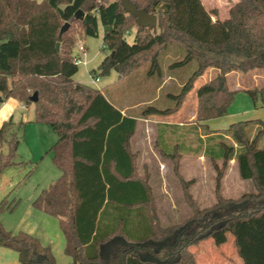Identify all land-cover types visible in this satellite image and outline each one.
I'll return each mask as SVG.
<instances>
[{
    "label": "trees",
    "instance_id": "obj_1",
    "mask_svg": "<svg viewBox=\"0 0 264 264\" xmlns=\"http://www.w3.org/2000/svg\"><path fill=\"white\" fill-rule=\"evenodd\" d=\"M129 1L155 15L157 26L138 27L120 0H0V102L12 98L32 106L33 122L58 136L52 151L61 175L33 207L59 221L71 264H197L193 247L226 231L234 237L242 264H264V147H259L264 130L253 138L246 122L233 124L223 136L210 135L220 137L218 154L197 153L209 157L217 173V204L207 209H200L189 191L194 181L179 173V150H160L173 162L193 211L190 220L162 227L150 176L139 173V155L131 150L137 118L123 115L102 91L76 82L79 68L72 58L75 33L82 41L83 36L98 37L100 26L109 54L92 73L101 77L115 71L122 80L148 63L154 74L160 71L161 54L179 45L186 56L176 65L196 61L197 70L173 97L174 108L150 107L141 118L179 110L195 80L211 68L219 73L198 90L196 121L221 118L235 95L225 86L226 75L264 71V0H238L223 21L213 20L216 11H208L203 0ZM79 11L83 16L77 17ZM66 24L70 28L62 32ZM134 29L130 44L126 36ZM247 92L256 97L264 88ZM35 93L38 101L32 103ZM11 131V121L0 128V177L13 166L25 165L16 162L20 142ZM233 160L240 179L252 181L256 193L223 197V176ZM8 199L0 201V215L18 207L19 201ZM0 248L17 253L21 264H58L37 238L13 234L1 222Z\"/></svg>",
    "mask_w": 264,
    "mask_h": 264
},
{
    "label": "rangeland",
    "instance_id": "obj_2",
    "mask_svg": "<svg viewBox=\"0 0 264 264\" xmlns=\"http://www.w3.org/2000/svg\"><path fill=\"white\" fill-rule=\"evenodd\" d=\"M202 2L208 11H216L214 21H223L229 17L232 6L239 1L203 0ZM135 32L136 29L127 34L128 43H133ZM79 38L81 35L75 33L76 42L81 40ZM83 42L88 49L87 63L78 65L79 71L73 79L98 90L106 89L111 100L124 102L129 113L139 117H142V113L150 107L159 110L174 108L176 100L173 97L181 94L182 88L198 68L196 61H191L184 66L176 65L184 60L186 53L181 46L174 44L161 54L159 58L160 71L151 74L152 67L148 63L131 77L122 80L119 79L118 73L115 71L105 77H101L97 73L99 82L94 85L92 71L97 72L101 62L109 54L108 50L103 47V28L100 26L98 37L83 36ZM76 44L72 47V55ZM217 76L218 70L211 68L205 71L201 77L195 80L193 88L185 96L179 110L167 115L168 117L165 115L157 117V120L161 122L167 120L174 123L183 122L181 127L158 126L160 132L164 131V133L161 132L160 141H158L160 150L168 151L171 148L173 150L172 146L178 144L180 152L185 155L189 153L194 156H197V153L200 155L205 153L206 155L208 152L214 155L220 151L218 146L220 137L211 138L210 135L220 134L223 136L231 125L240 122L248 124L247 133L253 138L264 130V93L258 92L254 97L247 92V90L264 88V71L259 68L247 73L236 71L227 74L225 86L230 91L235 92L233 103L228 109L229 112L221 118L202 123L196 121L198 90L206 82L215 79ZM194 112L195 117L192 118ZM24 114L27 119L16 123L11 132L17 135L20 142L16 162H22L25 165L13 166L5 170L0 177V201L6 196H9V201H19L18 207L13 213L5 212L0 215L3 220L6 217L11 218L12 224H7V227L9 232L13 231L12 233H15L14 231L17 229L13 227H18L19 221L26 216V209L30 206L31 201L54 184L60 176V172L53 162L54 153L52 151L58 136L47 125L33 122L35 121L33 108L24 111ZM145 125H140L138 128L139 136L146 130ZM158 128H155L154 139L147 141L148 146L154 148L157 153ZM139 136L135 141L136 147H139ZM170 144L171 148H169ZM259 147H264V137L259 140ZM159 158L162 159L163 157L159 155ZM150 163V167L138 166V169L140 174L147 173L150 176V186L161 226L179 225L190 220L193 217V211L184 199L183 188L178 181L176 172H174L173 162L169 160L164 166L156 165L153 161ZM184 164L183 175L187 178L198 177L200 180L199 187L195 189L196 203L199 208L207 209L217 204L214 189V168L207 163L185 161ZM221 166L222 162L220 161L219 167ZM239 178L237 169L232 168L226 177V187L234 189V192L233 195L229 196L232 198L223 195L224 198L238 199L245 193L242 191H247V185L241 186ZM223 235L226 236L222 238V244L219 245L217 242ZM233 238L226 231L193 247L197 264H242L237 255ZM64 258H66L64 254H59L56 258L57 263L63 262Z\"/></svg>",
    "mask_w": 264,
    "mask_h": 264
},
{
    "label": "crops",
    "instance_id": "obj_3",
    "mask_svg": "<svg viewBox=\"0 0 264 264\" xmlns=\"http://www.w3.org/2000/svg\"><path fill=\"white\" fill-rule=\"evenodd\" d=\"M135 36V34H134ZM219 73V71H218ZM99 82V81H98ZM97 82V83H98ZM96 83V84H97ZM94 84V85H96ZM103 93H105V95L107 96V98L109 99V101L116 106L118 109L121 110L123 115H129L132 116L133 118H137V126H136V131L134 136L131 139V150L133 153L139 155L138 156V166H143V167H150L151 163L150 161H153L154 164L158 165L160 164L161 166L166 165V162L168 163V161L170 159L165 158L162 156L161 151L159 149V137L161 135V132L164 133V131L159 130L158 126L159 125H164L166 127H181L183 125V122H176L174 123L173 121H165V122H161L159 120H157V117L159 115H152L145 118H141L139 116L133 115L129 113V109L128 107L124 104V102H119L117 100L114 99H110L108 96V92L106 89H102L100 90ZM2 95L0 94V99H1ZM29 108H33L32 106H25L23 103L15 100V99H5L3 102H0V128L3 125V123L5 122H9L11 121L12 123V129L14 127V125H16V123H19L20 121H24L27 119V116L24 114V111L28 110ZM34 111V109H33ZM165 117H168L167 115H165ZM195 117V112L192 113V118ZM146 125H145V124ZM140 125H145L146 130L144 132H142L139 136L138 134V128L140 127ZM158 128V137H157V141H156V145L158 147V153L156 152V150L152 147L148 146V139H154L155 137V128ZM137 136H139V147L135 146V141L137 139ZM58 141V140H57ZM172 144V143H171ZM171 144L170 147L171 148ZM169 145V144H168ZM171 149H168V153L174 152L175 150H179L180 152V147L177 144L176 146H172ZM181 153V152H180ZM161 157H163L162 159L159 158V155ZM192 153H189L188 155L186 154H182L181 153V159H180V173L182 175V177L184 178L185 181H194V183L190 186V193L193 196V198L196 200V195H195V189L199 187L200 184V180L198 177H191V178H187V176L183 175V168H184V163L185 161H189L191 163L197 162V163H207L210 164L212 167V162L211 159L209 157H204V156H194V155H190ZM222 162V161H221ZM220 161H217V164L219 165ZM236 168L237 169V174L238 176L239 174V170H238V164L236 160L231 161L228 164V169L227 172L225 173V175L223 176V180H222V195H226L227 198L231 195H233L234 189H228L226 187V177L228 175V173L230 172V170L232 168ZM214 168V167H213ZM215 170V169H214ZM61 175V174H60ZM60 177V176H59ZM58 177V178H59ZM216 179V171H215V177ZM240 179V178H239ZM239 184L241 186L243 185H247L246 190L247 191H242L243 195L248 194V193H252L254 194V192L256 193V189L252 183V181H241ZM215 189V186H214ZM216 190V189H215ZM239 190V188H238ZM198 191V190H197ZM39 196H36L35 200L38 198ZM224 197V196H223ZM232 198V197H229ZM34 199L31 201L30 206H28V208L26 209V216L23 217V219H21L18 223V227H13V228H17L16 231H14L15 233L13 234H18L20 232H25L29 235L34 236L35 238H37L41 245L44 247H49L51 249V252L53 255H55V259L58 257V255L60 254H64V258L63 262H59L60 264H71L73 262L72 258L70 256H67L65 253V248H66V240H65V236L63 235V231H61L60 225H59V221L56 218L51 217L50 215H47L43 212H40L38 210H36L33 207V203L35 201ZM17 209V208H16ZM11 218H2V216H0V222L3 225V227L8 231V227L7 224H12V221L10 222ZM13 232V231H12ZM240 259V258H239ZM240 263H242V261L240 260ZM0 264H21L19 262V258L17 253H15L12 250L9 249H5V248H0Z\"/></svg>",
    "mask_w": 264,
    "mask_h": 264
},
{
    "label": "water",
    "instance_id": "obj_4",
    "mask_svg": "<svg viewBox=\"0 0 264 264\" xmlns=\"http://www.w3.org/2000/svg\"><path fill=\"white\" fill-rule=\"evenodd\" d=\"M121 5L127 13H130L133 17L136 18V24L141 28H155L157 26V17L155 15H150L146 10H139L136 5L131 3L129 0H120ZM84 12L79 11L77 13V17L83 16ZM69 25L66 24L62 29V32H66L68 30ZM59 47V45H58ZM221 86V84H220ZM38 101V94L35 93L31 97V102L36 103Z\"/></svg>",
    "mask_w": 264,
    "mask_h": 264
},
{
    "label": "built area",
    "instance_id": "obj_5",
    "mask_svg": "<svg viewBox=\"0 0 264 264\" xmlns=\"http://www.w3.org/2000/svg\"><path fill=\"white\" fill-rule=\"evenodd\" d=\"M77 44L75 45V50L74 53L72 55L73 61L74 63L78 66L80 64H86V59H87V52L88 49L85 45V43L82 40H79L76 42ZM92 82L93 84H96L99 79H98V75L96 74H92Z\"/></svg>",
    "mask_w": 264,
    "mask_h": 264
}]
</instances>
